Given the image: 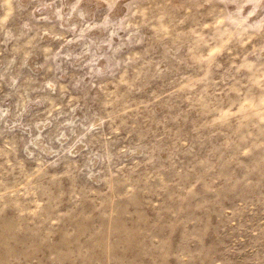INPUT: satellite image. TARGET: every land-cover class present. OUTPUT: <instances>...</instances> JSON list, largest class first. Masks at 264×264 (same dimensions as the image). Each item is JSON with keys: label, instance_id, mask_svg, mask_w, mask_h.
<instances>
[{"label": "clouds", "instance_id": "clouds-1", "mask_svg": "<svg viewBox=\"0 0 264 264\" xmlns=\"http://www.w3.org/2000/svg\"><path fill=\"white\" fill-rule=\"evenodd\" d=\"M80 2L75 0L66 4L64 0H36L31 18L49 23L55 18L62 31L56 32L54 24L52 28H37L30 36L35 26L28 21L23 23L18 34L7 27L16 8L13 0H4L5 15L0 18V31L4 38L0 43L6 49L11 44L12 55L0 72V80L6 78L9 81L8 87L16 91L19 101L11 121L7 119L11 115L10 110L0 108V121L10 132L20 129L27 134V139L25 141L21 136L19 143L6 141L0 147V159L3 160L0 163V212L15 207L20 216L33 218L29 224L40 220L36 224L37 235L41 243L47 241L52 234V225L59 222L45 212V205L51 204L50 186L58 179L55 174L49 176L48 170L85 151L88 153L86 163L82 167L75 163L69 165L64 175L87 172L91 179L101 175L106 168L109 175L105 180L111 181L116 175L112 172L113 161L125 154L147 149L143 141L153 130L149 127L146 131L137 132L139 139L135 145L122 146L115 152L112 151L116 143L113 136H119L125 128L136 131L139 127L136 121L144 113H149L144 117L147 124L155 107H171L181 97L204 118L202 128L219 126L229 130L222 147L232 151L229 162L236 161L238 166L245 168L244 175L235 179L232 187L243 185L245 189H253L264 185V0H104L108 14L99 23L86 21L85 13L78 11ZM121 4L126 11L114 19L112 13ZM204 9L207 11L203 12ZM41 10L50 12L37 17L36 13ZM74 16L79 17L80 25H69ZM189 21L192 24L185 30L184 26ZM145 28L152 32L149 39L154 43L145 48L143 54L135 52L121 56L126 47L145 42ZM97 29L107 33L99 43L88 36ZM65 33L72 36L67 37ZM44 36L64 41L55 52L51 48L44 49L50 53L47 59L54 65L48 69L53 78L36 87L33 85L37 82L30 79L21 84V70L27 66L35 42ZM255 40H260V43L253 44ZM72 44H80V51H65ZM154 45L164 49L159 59L151 55ZM248 45H252L251 49ZM182 51L184 54L180 55ZM225 52L232 59L217 80L215 73L224 68L219 58ZM65 62L82 72L71 77V89H97L103 96L99 110H93L87 104V91L83 96L72 95L69 86L60 83L68 75L67 69L62 67ZM182 68L191 70L193 74H185ZM169 73H175L170 82L174 86L169 90L160 93L152 90L148 92L146 101L133 99L134 95L152 89L153 82ZM220 84L224 87L219 88ZM36 92H51L53 95L59 92V99L63 101L67 97V100L58 103L57 99L47 95L32 99L31 93ZM97 99L99 96L92 97L93 101ZM44 101L49 104L44 118L25 123L29 105ZM86 108L90 115L86 114L81 120L76 113ZM105 125L111 130L108 135L103 132ZM183 144L187 145V141ZM21 151L36 164L31 172L26 169L25 161L20 159ZM215 152H220L218 159H223L224 152L220 148H215L209 155ZM241 157L253 158L251 165L244 164ZM206 162L200 161L201 164ZM97 165L104 167L97 168ZM212 170L214 165L209 168ZM120 171L121 168H117V173ZM46 180L48 184L44 183ZM200 183L198 179L184 189L186 195L194 194ZM134 191V188H129V195ZM21 198L28 204L25 205ZM260 201L264 202V193L260 194ZM254 207L249 204V208ZM45 224L49 226L47 229ZM251 232L257 237L256 244H264V221ZM250 251L253 254L248 258V264H264V252L257 251L256 247ZM184 259L196 264L195 257ZM57 264H65V261L58 260Z\"/></svg>", "mask_w": 264, "mask_h": 264}, {"label": "rangeland", "instance_id": "rangeland-1", "mask_svg": "<svg viewBox=\"0 0 264 264\" xmlns=\"http://www.w3.org/2000/svg\"><path fill=\"white\" fill-rule=\"evenodd\" d=\"M64 2L72 4L75 0ZM3 3L4 0H0V18L5 15ZM13 4L16 11L7 27L14 33L18 34L22 30L25 21L35 26L34 31L29 33L30 36L35 34V29L52 28L54 24L56 32L62 31L55 18L51 23L37 22L31 18L36 0H13ZM78 11L85 13L86 21L99 23L108 14V7L104 0H81ZM125 11L121 4L112 16L115 19ZM202 11L206 12L207 9ZM49 12L50 10H41L36 16ZM73 23L81 24L78 16L69 21V25ZM191 24L192 21H189L184 29L187 30ZM143 32L145 42L126 47L121 56L135 52L143 54L145 48L154 43L149 39L152 32L147 28ZM65 35L72 36L71 33ZM106 35L102 29L88 34L97 43ZM3 38V32L0 31V41ZM63 43V40H56L51 36L38 39L27 66L21 70L20 83L30 79L37 82L33 85L36 87L44 80L53 78V73L48 69L54 65L47 59L50 53H46L44 49L51 48L55 52ZM258 43L260 40L253 41V44ZM11 47L9 44L6 49L0 43V72L12 55ZM80 47V44H72L65 51L78 52ZM251 47L252 45H248L249 49ZM163 54L164 49L154 45L151 55L159 59ZM183 54L182 51L180 55ZM231 59L227 52L219 58L224 68L215 73V79H220V74L229 66ZM19 62L20 58L17 63ZM62 67L67 69L68 75L60 83L68 85L72 95L83 96L87 91V104L93 110H99L103 96L98 90L71 89V77L81 75L82 72L78 67H69L67 62ZM182 71L193 74L188 69L182 68ZM174 78L175 73L166 74L153 82L152 89L134 95L133 99L137 102L146 101L149 99L148 92L152 90L157 93L169 90L174 86L170 83ZM8 83L6 78L0 80V108L10 110L11 115L7 119L11 121L19 96L8 87ZM218 87L223 88L224 85L220 84ZM45 95L57 99L58 103L67 100L65 97L61 101L59 92L55 95L51 92L31 93L32 99ZM93 96H99V99L93 101ZM48 108L47 101L30 104L24 122L32 123L43 119ZM86 114L90 115L87 108L76 113L81 120ZM147 116L149 113H144L136 121L139 125L136 131L125 128L119 136H113L116 143L112 146V151L115 152L122 146L135 145L139 139L137 132L146 131L149 127L153 130L143 141L148 146L147 149H141L135 154H125L113 161L112 172L116 175L111 181L105 180L109 175L106 168L101 175L91 179L87 172L64 175L69 165L75 163L82 167L86 163L88 153L85 151H80L79 155L69 157L61 161L58 167L48 170L49 176L55 174L58 179L50 186L51 204L45 205V212L59 222L52 225V234L47 241L41 243L37 235L36 224L40 220L29 224L28 221L33 218L20 216L15 207L0 212V264H57L61 259L65 264H191L184 257H195L196 264H248V258L253 254L250 251L252 247L264 252V244H256L257 237L251 232V229L257 228L264 221V202L260 201L264 185L253 189H245L243 185L235 189L232 187V182L244 175L245 168L238 166L236 161L229 162L232 151H226L222 147L229 130L219 126L202 128L204 118L199 115L198 110H192L183 97L176 99L171 107H155L154 114L146 124L144 117ZM129 131H132L131 136H128ZM103 132L108 135L111 130L105 125ZM21 136L26 141V133H22L20 129L10 132L0 121V147L6 141L15 140L19 143ZM184 141H187V145L183 144ZM215 148L224 152L223 159H218L220 152L209 155ZM20 159L25 161L29 172L36 167L34 161L28 160L22 151ZM241 160L244 164L251 165L253 158L241 157ZM200 161L208 162L201 164ZM0 163H3L2 159ZM213 165L214 170L209 171ZM102 167L104 166L97 165V168ZM117 168H121L118 173ZM11 179L10 177L9 180ZM198 179L201 183L195 193L186 195L184 189ZM44 183L48 184V181ZM129 188L135 189L131 195ZM23 203L27 205L28 201ZM249 204L255 207L249 208ZM48 227V224L44 225L45 229Z\"/></svg>", "mask_w": 264, "mask_h": 264}]
</instances>
